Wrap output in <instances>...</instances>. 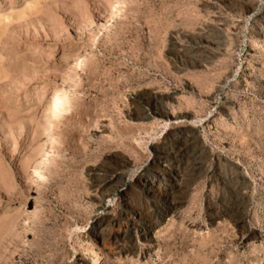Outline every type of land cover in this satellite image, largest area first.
I'll list each match as a JSON object with an SVG mask.
<instances>
[{
  "label": "rangeland",
  "instance_id": "374dc122",
  "mask_svg": "<svg viewBox=\"0 0 264 264\" xmlns=\"http://www.w3.org/2000/svg\"><path fill=\"white\" fill-rule=\"evenodd\" d=\"M118 1L0 0V264H264V0ZM178 131L177 209L93 238L124 202L100 170L134 181Z\"/></svg>",
  "mask_w": 264,
  "mask_h": 264
},
{
  "label": "bare ground",
  "instance_id": "6f19581e",
  "mask_svg": "<svg viewBox=\"0 0 264 264\" xmlns=\"http://www.w3.org/2000/svg\"><path fill=\"white\" fill-rule=\"evenodd\" d=\"M118 2L116 5H110V3L109 5L107 3V5L110 6L111 9L116 10V8H119L118 5L123 3V0H121L119 4ZM255 9L253 11H256ZM82 57L83 55L76 59V65L79 64L78 66H80L78 69L84 66V59ZM65 94L64 90L58 88L53 90L50 101L51 119H54L63 109L65 105ZM144 117L149 118L150 116L145 115ZM166 126H168V124ZM175 134H179L180 139L173 140L174 143L169 145L163 144L158 146L154 150L155 161L150 165L144 175L139 176L138 179L134 181H131L127 177L130 170L126 168V166L122 167L120 165L121 168L113 171L100 170L98 173V181L101 184L108 185L107 187L110 190L108 196L120 194L124 202L117 217L108 218L104 220L103 223L98 224L96 229H92L90 235L93 238H98L102 243L114 240V243L118 244L117 246L125 247L126 244L132 243L133 241V237L135 236L133 229H140L142 230L141 233L147 234V230L154 228L162 214L177 209V207L174 206V202L181 190L178 177L186 168L182 167V163L180 165H173L172 163L175 159H179L178 163L182 161L185 153L190 151L189 149L195 145L196 137L190 131L182 133L178 131ZM166 135L172 136L170 132H167ZM46 153L47 156L44 157L40 164L38 163V167L46 166L50 161V157L53 156L51 151ZM196 166L195 163L193 169H196ZM40 168L41 167L38 169L40 170ZM143 207H145V209ZM245 218L246 213L244 210L234 218V222L238 226L246 229L248 226ZM123 221L127 222L124 233H116V225L121 226Z\"/></svg>",
  "mask_w": 264,
  "mask_h": 264
}]
</instances>
